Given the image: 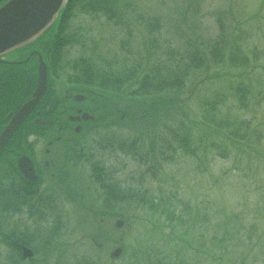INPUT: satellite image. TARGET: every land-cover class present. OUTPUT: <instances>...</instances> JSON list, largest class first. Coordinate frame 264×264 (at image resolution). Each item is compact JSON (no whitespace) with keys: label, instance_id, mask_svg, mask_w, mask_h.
I'll use <instances>...</instances> for the list:
<instances>
[{"label":"rangeland","instance_id":"1","mask_svg":"<svg viewBox=\"0 0 264 264\" xmlns=\"http://www.w3.org/2000/svg\"><path fill=\"white\" fill-rule=\"evenodd\" d=\"M119 7L124 16L122 25L113 24L103 13L87 12L71 19L68 30L77 33L83 31L85 39L83 45L74 43L69 46V53L64 60L83 54L94 55L104 57L106 62L112 63L113 69H118L126 66L127 62L134 64V61H138L145 53L144 46H148L154 58L158 53H176L180 59L190 63L189 55L195 49H203V54L210 55L207 47L219 36V24L216 22L220 12L225 17L226 31L230 32L228 28L233 30L228 37L240 35L244 39L245 52L250 54V63L256 66V69L248 66L233 70L241 72L245 82L250 83L249 100L245 107H241L237 99L229 94L233 90L222 84L224 81L219 82L210 77L223 73L227 68L219 67L220 71L212 65L209 71L203 72L206 68L203 67L192 77L201 81L194 96H210L215 89L229 92L226 95L227 103L222 108L223 115L236 116L250 122L256 132L251 138L253 143L250 140L247 144L255 149L246 145L237 147L229 140L220 146L206 147L203 144L196 145L195 138L193 147L197 156L190 152L183 153L177 147L175 151L168 152L170 156L157 158L162 170L156 172L154 184L170 183L168 180L163 182L162 172L173 176L183 197L199 203L201 214L207 216L211 224L223 212L234 213L243 226H255L257 236L264 237V0H120ZM148 24L150 31H147ZM158 47L161 50H157ZM256 55L258 59H255ZM187 95L184 92L177 105L182 104L186 110L199 111L196 102L186 100ZM120 104L127 106L128 103L121 101ZM137 107L140 111L138 104ZM177 110L183 116L179 107L171 112L176 113ZM133 136L134 133L128 129L111 127L89 136L88 142L96 145L93 159L110 164V171L113 170V164H116L119 169L118 180L130 179L129 182L138 185L141 184L142 174L145 173V179L152 176L146 172V160L142 163L132 155L114 150L105 151L98 145V142L111 138L130 142ZM47 137L43 135L41 140ZM93 140L96 142H91ZM45 148L46 145L42 143L44 153ZM48 156L44 154L43 160L49 159L52 170L53 155ZM60 159L59 155L54 156V166L58 172H63L58 167ZM91 173L86 163L84 167L73 168L72 176L75 179L66 183L70 186L67 191H71L72 200L65 194V185L49 177L41 184L40 190H47L49 194L53 192V204L49 201L46 204L32 201V204L26 205L16 215H12V212L6 216L1 214L4 226L2 231L26 232L27 238H34L37 252L35 263L27 260L25 263L13 262L18 256L14 248L7 247L8 241L3 242L0 236V264H76L88 254H93L100 261L99 264H120L121 260L112 259L111 252L120 246L121 241L133 243L145 232L139 220L142 211L134 209L131 214L125 211L129 220L123 228H117L116 220L123 217L112 213L121 210L122 205L116 203L114 210L104 207V195L97 182L88 177ZM97 211L99 213L95 214ZM55 215H59L60 221L57 223L60 222L61 227L53 237V248L48 251L46 245L51 239H47L53 235L51 230L56 225ZM207 236L206 240H210V236ZM205 244L210 246L211 243L206 241ZM258 262L264 264V252Z\"/></svg>","mask_w":264,"mask_h":264},{"label":"trees","instance_id":"2","mask_svg":"<svg viewBox=\"0 0 264 264\" xmlns=\"http://www.w3.org/2000/svg\"><path fill=\"white\" fill-rule=\"evenodd\" d=\"M77 3L78 0L74 2L73 8ZM119 6L120 0H89L86 9L94 14L104 12L113 24L122 25L124 16ZM70 8L71 6L64 10L59 25L60 36L66 30L64 23L66 25L68 23L66 20ZM224 20V16L220 15L219 36L207 47L210 49V55L203 54V49H195L189 55L190 63L185 62L183 58L180 59V55L176 53L174 55L168 52L158 53L154 58L153 51L148 46H144L145 53L138 61H134V64L127 62L126 66H120L118 69H113L112 63L106 62L104 57L96 56L95 59L94 56L80 55L66 61L64 59L68 53L66 50L63 51L66 47L67 41H64L66 38L55 39L53 36L54 72L64 70L68 65L71 68V73L68 74L69 80L80 81L90 87L98 86L109 94H118L120 98L127 94L132 99V103L127 102V106L117 104L116 116L111 121H102L100 127L109 129L119 125V128L128 129L137 135L134 134L129 139L130 142L111 138L98 142V145L104 149L132 155L142 163L146 160L147 171H145L152 176L145 179L143 177L145 173L142 174L141 184L138 185L129 182L130 179L122 180L120 184L113 179L107 182L104 169L94 166V171L98 175L97 182L104 189V207L114 210L116 203H120L121 210L112 214L124 217H126L125 211H129V214L134 209L142 211V218L139 220L145 232L133 243L120 242L124 248L123 254L117 259L121 260L120 264H259L260 255L264 252V237L257 236L258 230L255 226L245 227L236 214L225 212L218 216L214 224H211L210 219L201 214L199 203L183 197L173 176L162 172L165 180L163 182L168 180L170 183L154 184L156 172L162 170L157 158L170 156L168 152L175 151L177 147L183 153L190 152L193 156H197L193 147L195 138L196 145L203 144L206 147L220 146L229 140L237 147L246 145L252 150L255 149L247 144L256 132L250 122L238 119L236 116L223 115L222 108L227 103L226 95L229 92L223 93L215 89L210 96H194L200 88L198 85L201 81L194 80L192 74H198L203 67H206L203 72H207L213 65L217 69L219 67L227 69L223 73H217L219 75L210 76L212 79L224 81L225 83L222 84L233 90L229 94L237 99L241 107H245L249 100L250 83L245 82L241 72L233 70L248 66L256 69V66L250 63V54L245 52L244 39L240 35L234 38L228 37L233 30L228 28L230 32L226 31ZM148 28L150 29V26ZM157 50H161V47ZM255 59H258L257 55ZM100 62L106 64L104 68L98 64ZM184 92L188 94L187 101L198 104L199 111L186 110L182 104L177 105ZM133 96L135 98H132ZM135 101L140 111L137 110ZM178 107L182 110L183 116L179 110L176 113L171 112ZM132 112V115L136 114L134 119H131L134 116L129 115ZM95 130L96 128L91 126L88 132L94 136ZM87 146L92 150L81 151V156L87 159L94 158L93 149L96 145L89 142ZM204 151H206L205 147ZM13 196L16 202L5 204L1 211H20V206L27 202L24 195L13 194ZM126 219L128 222L129 219L127 217ZM54 221L58 226L53 228V237L61 227L57 219ZM2 225L3 221L0 218V236L15 245L16 251L13 250L15 254L18 252V256L21 255L20 242L34 245V238H27L26 232L6 234L2 231ZM207 235L210 236V240H206ZM206 241L211 243L210 246L205 244ZM47 248L49 251L53 247L47 246ZM20 259L17 258L16 262L20 263ZM99 263L100 261L93 254H88L76 264Z\"/></svg>","mask_w":264,"mask_h":264},{"label":"flooded vegetation","instance_id":"3","mask_svg":"<svg viewBox=\"0 0 264 264\" xmlns=\"http://www.w3.org/2000/svg\"><path fill=\"white\" fill-rule=\"evenodd\" d=\"M6 1L0 0V6ZM52 51L53 34L48 32L44 38L35 43L14 48L0 56V141L13 115L36 89L41 77L42 57L47 63L49 76V86L44 99L25 116L0 150V178L12 180L22 178L23 175L18 166L19 159L27 152L41 158L43 150L41 151L38 146L43 135L51 136L57 132L65 135L71 129V116L81 117L86 112L99 113L103 108V98L89 91L87 87H72L70 84L64 91L59 89L52 72ZM53 99H60V101L53 106ZM39 118L54 119L59 126L54 123L47 129L44 127V131L42 125L36 124ZM74 119L75 124L88 125V121L83 117ZM58 137L61 136H55V138Z\"/></svg>","mask_w":264,"mask_h":264},{"label":"water","instance_id":"4","mask_svg":"<svg viewBox=\"0 0 264 264\" xmlns=\"http://www.w3.org/2000/svg\"><path fill=\"white\" fill-rule=\"evenodd\" d=\"M65 0H9L0 8V53L19 46L29 41L45 29ZM43 68V67H42ZM46 77L42 76L39 82L38 96L46 87ZM28 109V107L26 108ZM26 111L17 114L14 126L24 116ZM14 126H10L5 137L9 135ZM23 170L24 167H22ZM123 220H118V227L123 225ZM122 252L117 248L113 255L117 256ZM29 248L24 249V256L31 255Z\"/></svg>","mask_w":264,"mask_h":264}]
</instances>
